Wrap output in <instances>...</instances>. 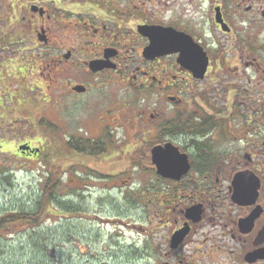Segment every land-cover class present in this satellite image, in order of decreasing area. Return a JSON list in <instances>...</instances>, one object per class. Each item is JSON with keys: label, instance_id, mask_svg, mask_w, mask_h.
<instances>
[{"label": "flooded vegetation", "instance_id": "af4514ba", "mask_svg": "<svg viewBox=\"0 0 264 264\" xmlns=\"http://www.w3.org/2000/svg\"><path fill=\"white\" fill-rule=\"evenodd\" d=\"M21 54L51 67L68 101L107 76L174 108L215 86L221 108L186 109L216 122L193 134L205 152L187 134L161 135L164 112L149 114L159 139L149 189L162 194L150 197L138 263L264 264V0H0V67ZM166 144L189 156L180 178L153 163Z\"/></svg>", "mask_w": 264, "mask_h": 264}, {"label": "rangeland", "instance_id": "374dc122", "mask_svg": "<svg viewBox=\"0 0 264 264\" xmlns=\"http://www.w3.org/2000/svg\"><path fill=\"white\" fill-rule=\"evenodd\" d=\"M10 57L0 67V216L33 208L54 162H63L67 171L60 201L72 204L74 212H56L37 229L18 225L0 233V264H147L138 258L149 245L148 216L158 206L150 197L162 193L149 189L155 171L138 164L132 153H148L159 143L158 123L149 114L163 111V119H170L187 107L221 108L213 101L215 86L206 87L193 109L185 103L177 110L146 102V95L107 76L87 80L91 91L68 101L51 67L42 71L33 54ZM89 138L104 141L107 154L77 156L69 149V140ZM25 143L39 154L21 153L18 145Z\"/></svg>", "mask_w": 264, "mask_h": 264}, {"label": "trees", "instance_id": "16d2710c", "mask_svg": "<svg viewBox=\"0 0 264 264\" xmlns=\"http://www.w3.org/2000/svg\"><path fill=\"white\" fill-rule=\"evenodd\" d=\"M176 113L175 117L167 119L166 122H164L158 129L161 132V135L171 136L174 132H177V134H184V136L187 134L186 137L193 139V143L197 145L199 144L200 149L203 152L207 151V149L209 150L213 148L211 144L203 145L199 143L196 138H193V134H195V132L202 134L204 131L206 132L207 127L215 126L216 122H213V118H210L209 121L206 118L207 122H199L196 124V121L190 117V113H187V110L177 111ZM68 146L70 150L77 153V156L86 154L95 158L104 156L109 150L104 141H95L91 138L69 140ZM28 151L35 153L31 150ZM38 152L40 151L38 150ZM48 155L49 154L45 157L46 159H48ZM132 157L140 165H145L147 167L152 166L149 153H140L138 150L132 153ZM71 158L75 157L72 156ZM46 172L47 173L43 175V178L41 179V189L38 198L35 201V206L30 209L18 210L16 212L0 216V233L13 230L18 225L30 226L37 229L47 217H50V215L56 212L62 216H67V214L70 215L74 212L73 205L65 201H60L62 198L59 197L60 190L64 189L65 186L64 179L67 172L64 168L63 162L52 163L49 165Z\"/></svg>", "mask_w": 264, "mask_h": 264}, {"label": "water", "instance_id": "95a60500", "mask_svg": "<svg viewBox=\"0 0 264 264\" xmlns=\"http://www.w3.org/2000/svg\"><path fill=\"white\" fill-rule=\"evenodd\" d=\"M98 65L96 63L92 67L96 69ZM75 89L80 92L86 90L84 86L80 85L76 86ZM19 150L26 153V151L31 150V147L25 144L19 147ZM151 156L153 157V163L158 167V173L163 177L180 178V176L185 175L191 168L189 156L180 154L178 148L171 144H166L164 147H154ZM239 181L240 177H237L235 182Z\"/></svg>", "mask_w": 264, "mask_h": 264}]
</instances>
